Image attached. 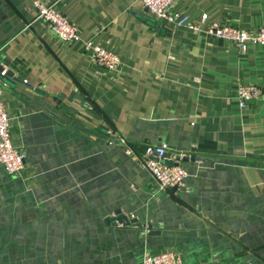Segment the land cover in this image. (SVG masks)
<instances>
[{
    "label": "crops",
    "instance_id": "crops-1",
    "mask_svg": "<svg viewBox=\"0 0 264 264\" xmlns=\"http://www.w3.org/2000/svg\"><path fill=\"white\" fill-rule=\"evenodd\" d=\"M33 1L0 0L1 100L25 155L16 175L0 165V264H142L163 252L182 264H264V46L241 53L171 28L138 0H38L78 28L67 44ZM172 10L264 27V0H174ZM87 40L121 60L116 81L97 76ZM239 83L261 98L240 109ZM159 144L187 155L176 195L139 165Z\"/></svg>",
    "mask_w": 264,
    "mask_h": 264
},
{
    "label": "built area",
    "instance_id": "built-area-1",
    "mask_svg": "<svg viewBox=\"0 0 264 264\" xmlns=\"http://www.w3.org/2000/svg\"><path fill=\"white\" fill-rule=\"evenodd\" d=\"M143 8L155 17L156 20L166 23L174 29H185L189 32L201 34L209 39L232 42L238 51L245 53L249 45L264 46V27L254 32H244L229 25L210 22L206 14L199 20H193L172 10L174 0H138ZM37 20L46 25L50 32L62 43H74L79 40V31L66 17L59 13L54 5L35 0L32 3ZM83 51L89 61L96 67V74L111 75L117 80L121 72V60L111 51L100 47L94 40L82 43ZM7 71L0 72L5 77ZM28 85L27 81L22 82ZM6 84L0 81V165L9 175L18 174L25 165L24 153L16 150L11 142L9 118L5 112L1 96ZM33 89V87H31ZM262 91L258 86L239 83L236 87L235 101L240 109H244L251 102L261 98ZM187 155L172 153L165 144L147 146L141 157L139 165L146 170L158 186L159 191L176 195L184 186L185 170L180 162ZM142 264H182L180 257L174 252H163L156 255H144Z\"/></svg>",
    "mask_w": 264,
    "mask_h": 264
},
{
    "label": "water",
    "instance_id": "water-1",
    "mask_svg": "<svg viewBox=\"0 0 264 264\" xmlns=\"http://www.w3.org/2000/svg\"><path fill=\"white\" fill-rule=\"evenodd\" d=\"M2 71V68H0V72ZM9 75V74H8ZM7 74L5 75V77L6 76H8ZM5 77H0V81H2V82H4V78ZM117 219H120V223L123 225V226H128V225H130V224H135V220H130V221H127V219H124V218H121V216H119V217H117Z\"/></svg>",
    "mask_w": 264,
    "mask_h": 264
}]
</instances>
